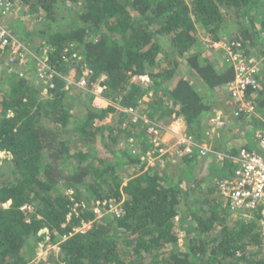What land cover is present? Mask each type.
I'll return each instance as SVG.
<instances>
[{
  "label": "trees",
  "instance_id": "trees-1",
  "mask_svg": "<svg viewBox=\"0 0 264 264\" xmlns=\"http://www.w3.org/2000/svg\"><path fill=\"white\" fill-rule=\"evenodd\" d=\"M11 1L0 25L33 62L41 56L55 73L43 83L37 64L32 73L14 71L23 50L0 46V162L9 163L0 165V264H43L39 252L82 222L88 227L59 242L53 264H264L263 202L230 209L222 195L201 196L189 198L191 207L181 183L143 157L157 136L144 119L174 115L192 133L209 108L204 95L224 90L233 77L220 50L204 51L202 37L240 42L248 56L263 44L264 0ZM18 5L19 16L3 23ZM229 12L237 29L223 37ZM84 63L92 71L87 86L67 84ZM257 80L247 97L264 112V72ZM97 86L106 105L92 104ZM72 105H80L77 114ZM129 108L144 121L140 131ZM261 125L259 119L255 128ZM127 130L137 132L131 142ZM105 145L122 157L102 155ZM121 163L136 165V172L121 175ZM104 199L121 202V215L96 216L93 205ZM74 203L78 214L68 219Z\"/></svg>",
  "mask_w": 264,
  "mask_h": 264
},
{
  "label": "built area",
  "instance_id": "built-area-1",
  "mask_svg": "<svg viewBox=\"0 0 264 264\" xmlns=\"http://www.w3.org/2000/svg\"><path fill=\"white\" fill-rule=\"evenodd\" d=\"M13 2L11 0H0V13L6 15L11 13ZM9 45L11 50L17 52L18 48L22 49L21 56L24 55V49L20 43H18L10 34L9 31L0 25V46ZM214 49L220 50L222 53V62L229 64L233 69V77L226 85V89L229 92L231 101L236 105L234 109V116L246 115V116H258L262 122L261 127L254 129V137L256 139L257 148L248 149L246 147H240L238 155L234 158L235 165L233 166L231 174L222 179L219 182V190L221 195L228 199V206L230 209L244 208L253 209L260 203H264V112L257 111L255 103L247 97V89L249 87L259 86L258 75L264 72V68L259 62H255L249 59L246 55V49L242 48L240 42H229L227 40L213 41L209 44ZM39 60V59H38ZM36 73L38 78L46 83L49 78L54 75L52 71L44 61H37ZM92 71L90 67L84 63L80 77L75 80H67L68 83H74L79 87H86L89 81ZM102 89L100 86L94 89V97L92 104L95 106H103L107 104V101L102 96ZM132 122L136 123L139 115L131 108L127 109ZM142 117V116H141ZM222 113H217L210 118V122L215 126L222 124ZM147 122V131L149 133L157 134L161 127L153 122ZM197 147L199 153L205 155L208 152V148L205 144L201 143L195 134L184 132L178 133L177 139L174 145L170 147L165 143H162L160 137H156L154 142V150L158 155H166L167 152H174L178 155L192 154L193 148ZM137 148H133V153ZM217 158H223L224 152H215ZM121 202L116 200H96L93 205V212L96 216L100 217L103 214L109 212L116 216L121 215ZM79 203H74L71 211L67 214L69 219L72 214L77 215V207ZM25 212H31L32 207L24 205L21 208ZM88 226L87 223L82 222L80 225L74 226L71 231L63 234L61 239L49 245L44 250L40 251L36 257V260L42 259L43 264L46 263V258L43 256L44 251L48 249L59 250V242L66 239L74 231L83 230ZM35 260V261H36Z\"/></svg>",
  "mask_w": 264,
  "mask_h": 264
},
{
  "label": "crops",
  "instance_id": "crops-1",
  "mask_svg": "<svg viewBox=\"0 0 264 264\" xmlns=\"http://www.w3.org/2000/svg\"><path fill=\"white\" fill-rule=\"evenodd\" d=\"M206 90L204 89L205 92ZM222 90L212 89L207 96L204 95L209 108L198 122V127L195 126L192 130V133L196 132L197 139L209 149L205 155L200 154L199 149L194 147L190 155H178L170 151L166 155L152 154L147 159L149 166L155 167L173 182L181 183L182 188L188 192L187 199L201 196L209 198L210 193L222 198L219 182L230 175L239 148H257L254 129L259 117H235V105L228 92L219 96ZM217 113H222L223 116L220 126L210 122V118ZM174 118L173 115L167 119L156 120L162 126L158 131L161 142L170 147L174 145L178 133H189L183 119ZM215 152H224L225 157L217 158Z\"/></svg>",
  "mask_w": 264,
  "mask_h": 264
},
{
  "label": "rangeland",
  "instance_id": "rangeland-1",
  "mask_svg": "<svg viewBox=\"0 0 264 264\" xmlns=\"http://www.w3.org/2000/svg\"><path fill=\"white\" fill-rule=\"evenodd\" d=\"M17 1V0H16ZM15 11H17L16 12V14H13V15H9L8 17H5V18H2V22L4 23L5 21H10V19L11 20H13L15 17H17V16H19V12L21 11L20 10V6L18 5V6H16V9H15ZM15 13V12H14ZM227 23L225 24V25H223L224 26V28H223V31H222V33H223V37H226L227 35H228V37L229 36H231L232 35V33L234 34L235 33V31H236V29H237V23H236V17L234 16V13L233 12H229L228 14H227ZM26 22H27V24H29V25H32V19H31V22H30V19H28V18H26V20H25ZM64 21H65V23L67 22V19L65 18L64 19ZM70 21V20H69ZM5 23H7L8 24V22H5ZM200 36H202V35H200ZM260 39H262V41H263V44L261 45V43H260V45L257 47V49L255 50V51H251L250 50V52H249V55H248V57H249V59L250 60H252V61H255V62H259V63H261V62H264V32H263V34L261 35V37H260ZM201 43H202V45H203V49H204V51L206 50V53H210L209 52V47H207L208 45H209V43H210V41L207 39V38H205V37H202V40H201ZM30 46V45H29ZM17 48H15V49H13V50H16ZM26 49V51L28 50L27 48H25ZM21 50V49H20ZM14 52V51H13ZM9 54H12V52L11 51H9ZM204 54V53H203ZM42 56H44V55H42ZM9 58V56H7V57H3V58H1V61H3V60H5V59H8ZM24 58L25 59H23V61L22 60H20V61H16L15 63H14V65H15V67L17 66V69H15L14 71H18V68H20L21 70H24V71H29V72H31L32 73V69H34L35 68V66H36V64H38V63H36V62H33V59H34V57L32 58V56H28V55H25L24 54ZM10 59V58H9ZM38 59L39 60H42L43 59V57H41V56H39L38 57ZM25 60H26V62H25ZM38 60V61H39ZM22 64V65H21ZM0 66H2V64H0ZM170 67V66H169ZM179 68L178 69H180V68H185V67H183V64H179V66H178ZM12 73H15V72H12ZM0 75H1V71H0ZM70 79H72V76H68L67 77V80H70ZM73 80V79H72ZM82 88H85V87H82ZM218 89V88H217ZM218 90H220V89H218ZM228 92V90L225 88L224 90H222L220 93H219V96H222L223 94L225 95L226 93ZM228 94H229V92H228ZM93 95H94V92H93ZM86 97H88L89 99L92 97V95H87V94H84V100H86V101H88L87 100V98ZM90 101V100H89ZM93 101V100H92ZM146 103H141L140 104V106H139V108H138V110L140 111V115L142 114V117H147V107H148V104H149V102L148 101H145ZM166 104H168V103H166ZM235 105V104H234ZM80 105H77V106H74V105H72V111H71V113L74 115L75 113L77 114V112H78V108L77 107H79ZM236 108V105L234 106V109ZM234 112V111H233ZM119 112H116L114 115H113V119L114 120H117V118H118V116H119ZM234 115V114H233ZM237 117H239V115L237 116ZM248 117V116H247ZM129 118V117H128ZM175 119V118H174ZM154 120V121H153ZM152 120V123L154 122L156 125H157V127H161L162 128V126L160 125V124H158L159 122L158 121H156V119H153ZM137 121H139V119L137 120ZM149 122H151V121H149ZM147 123V122H146ZM122 126L123 127H128V125H127V121H124V123L122 124ZM143 126H145V124H144V121L143 122H140L139 121V123L137 124V125H135V130L136 131H140V129H142L143 128ZM146 129H147V126H146ZM145 129V130H146ZM161 130V129H160ZM160 130H158V131H160ZM193 132H195V131H193ZM136 134H137V132H134L133 130H127V132H126V136H125V139L126 140H129L130 142L131 141H133V139L136 137ZM158 134H159V132H157V134H155V135H157L156 137H159L158 136ZM192 134H194V133H192ZM195 134H196V132H195ZM149 137V136H148ZM156 137L153 139V141L155 142V140H156ZM123 138H121V140L119 141V144H123ZM125 143H126V141H125ZM148 147H149V144H146ZM105 147H106V149L104 150H102V155H106V156H108V157H115V155H117L118 156V154L122 157V155H121V153H120V151H117V153H113L112 151H116V150H112V147H110L109 146V148H107V145H105ZM128 147V143H126V148ZM145 148V147H144ZM151 152V153H150ZM152 149L151 148H149V150H147L146 151V154H143V157L145 158V160H146V162H147V159H148V157H150V156H152ZM106 156H104V158H108V157H106ZM121 159V158H120ZM0 160H1V158H0ZM148 163V162H147ZM8 164L9 163H5V162H0V165L1 166H3V169H5L6 167H8ZM137 167H136V165H134V164H130V165H127V164H125V163H121L119 166H118V171H119V173L122 175H127L128 173H131V172H136L135 170H137L136 169ZM210 198H215V199H219V197L217 196V194H214V193H210V196H209ZM191 198V197H190ZM207 198V197H206ZM205 198V199H206ZM188 204L191 206V207H193L192 206V203H190V200H189V198H188ZM107 213H109V212H107ZM111 214V213H110ZM235 214H237V213H235ZM28 217H30L29 216V214H28ZM264 224V223H263ZM88 226H86V228H87ZM85 230V228L82 230V231H84ZM183 234H184V232L183 231H180V238H181V242L183 241L182 240V238H183ZM55 253H56V250L55 249H48V250H45L44 251V257L49 261V262H47V264H53V261H54V259H55ZM39 264V263H38Z\"/></svg>",
  "mask_w": 264,
  "mask_h": 264
}]
</instances>
